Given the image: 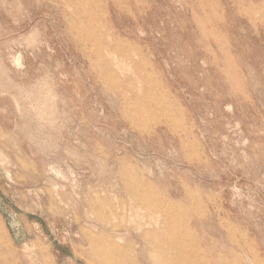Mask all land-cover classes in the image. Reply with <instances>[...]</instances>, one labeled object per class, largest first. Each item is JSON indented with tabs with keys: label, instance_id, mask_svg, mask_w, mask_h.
Segmentation results:
<instances>
[{
	"label": "rangeland",
	"instance_id": "1",
	"mask_svg": "<svg viewBox=\"0 0 264 264\" xmlns=\"http://www.w3.org/2000/svg\"><path fill=\"white\" fill-rule=\"evenodd\" d=\"M139 181L264 264V0H0V264H151Z\"/></svg>",
	"mask_w": 264,
	"mask_h": 264
},
{
	"label": "bare ground",
	"instance_id": "2",
	"mask_svg": "<svg viewBox=\"0 0 264 264\" xmlns=\"http://www.w3.org/2000/svg\"><path fill=\"white\" fill-rule=\"evenodd\" d=\"M140 183V181L135 183L133 187L132 184H128L129 188L134 189L132 197L135 199L136 207H156L155 210L159 213L163 223V230L159 231V233L157 231L149 232L144 235L142 239L144 244L147 238L150 237V239H153V245H151V247L155 250L156 254H154V256L149 254L148 261H150L151 264H226L225 259L223 256L218 254L217 249L204 252V255L196 252L193 253L192 247L198 244H205L207 246L205 240L200 239L197 235H193L191 233L190 235H183V231L177 229V227L172 223L174 216L170 208L165 207L163 204L159 205L150 199H145L143 195V197H141V194L148 189L143 183ZM155 219L157 220L158 218ZM152 224L157 226L160 225L161 222L157 220V222L148 223V225ZM160 233H163L164 235H160ZM93 255L94 257L85 259L86 264H125L120 257L111 251H108L103 255L98 253H93ZM212 256L214 257V263H211L209 260ZM163 260L164 262H162ZM254 260H256V258H254ZM256 263L261 264L257 261Z\"/></svg>",
	"mask_w": 264,
	"mask_h": 264
}]
</instances>
